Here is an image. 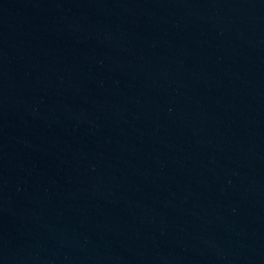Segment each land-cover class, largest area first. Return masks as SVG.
Returning a JSON list of instances; mask_svg holds the SVG:
<instances>
[{
	"label": "water",
	"instance_id": "1",
	"mask_svg": "<svg viewBox=\"0 0 264 264\" xmlns=\"http://www.w3.org/2000/svg\"><path fill=\"white\" fill-rule=\"evenodd\" d=\"M0 264H264V0H0Z\"/></svg>",
	"mask_w": 264,
	"mask_h": 264
}]
</instances>
